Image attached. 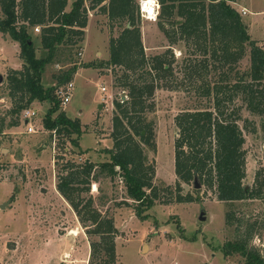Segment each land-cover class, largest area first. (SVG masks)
<instances>
[{
    "label": "rangeland",
    "instance_id": "1",
    "mask_svg": "<svg viewBox=\"0 0 264 264\" xmlns=\"http://www.w3.org/2000/svg\"><path fill=\"white\" fill-rule=\"evenodd\" d=\"M239 1L246 5L249 2ZM86 4L90 6L88 1ZM231 4L247 25L252 19H258L250 35L258 42L264 41V13L259 16L253 13L257 8L264 10V0L249 4V12L245 15L239 3ZM0 16H3L1 3ZM158 21L139 19L148 58L164 55L172 61L173 69L172 74L167 73L166 79L161 80L162 85L154 96L148 99L145 112L147 122L151 124L153 146L142 144L149 163L155 168L154 184L161 190L160 197L144 212L146 219H141L136 213L134 200L128 196L123 178L120 175L112 178L107 172L101 173L92 182L89 192L82 195L86 199L92 196L93 207L115 221L116 258L113 264H246L245 258L236 251L226 255L225 245L245 240L249 226L255 224L248 247L264 255V196L222 201L216 192L207 190L204 185L195 188L192 181L183 183L182 194L190 193L197 200L182 203L175 200L178 181L175 142L180 135L176 116L187 110L214 109L213 98L202 95L201 89L204 82L214 85L228 69H215L218 63L211 54L203 55L183 40L171 44ZM124 24L115 22L112 27L100 7L91 9L86 56L80 54L85 48V31L84 39L77 44L59 45L55 61L45 68L43 84L58 86V93L66 84L59 85L56 76L74 64L78 69L82 67L76 77V72L73 74L74 87L69 102L64 104L61 100V109L69 117L81 121L84 133L78 139L79 146L72 144L68 135L59 136L45 128L43 120L49 102H36L29 107L37 111L35 120H32L35 132H29L23 122L25 109L19 114L20 124L9 125L14 116L8 75L12 68H23L24 60L20 45L15 50L7 34L0 32V48L4 46L2 51L0 49V127L5 125L0 133V264H108L100 259L103 255L90 262L91 240L99 239V236L88 234L91 222L85 224L80 220L74 207L58 190V182L67 160L77 163L91 161L100 165L111 158L107 150L114 147L115 101L128 100L129 89L122 84L127 70L105 62L111 54L110 39L121 33ZM39 27L40 31L33 28L31 32L37 56L42 57L47 50L39 41L42 26ZM205 59L209 60L207 69L199 63ZM88 63L94 66L87 67ZM250 66L248 47L235 71L229 75L239 81ZM193 68L200 71L192 73ZM101 85H105L107 91H102ZM243 98V94H239L230 110L234 107L240 114L239 124L246 138L243 185L252 189L256 186L258 173L264 182V112L251 111ZM73 137L77 138V134ZM136 138L140 140L139 136ZM165 188L172 189L173 199ZM202 211H205L206 220L200 219Z\"/></svg>",
    "mask_w": 264,
    "mask_h": 264
},
{
    "label": "trees",
    "instance_id": "2",
    "mask_svg": "<svg viewBox=\"0 0 264 264\" xmlns=\"http://www.w3.org/2000/svg\"><path fill=\"white\" fill-rule=\"evenodd\" d=\"M106 1L74 0L72 8L67 10L68 0H0L3 10L0 32L19 43L24 60L23 68H12L8 75L9 96L13 101L11 112L14 116L9 125H19V114L35 101L49 102L50 107L43 120L45 128L59 136L68 135L71 143L79 146L78 139L84 133L81 121L69 117L61 109L62 99L56 93L58 86L46 87L43 84L45 68L55 61L59 45H74L84 39L90 9L100 7L107 14L112 27L115 22H125L121 33L111 37V54L105 62L127 70L122 84L129 89L128 100L115 101L114 147L107 150L111 158L100 165L91 161L77 163L67 160L58 182V190L74 207L80 220L85 224L91 222L88 234L91 237L99 236V239L91 240L90 262L92 258L103 255L101 260L113 264L116 258L115 221L93 207L92 196L86 199L82 194L89 192L92 182L101 173L107 172L112 178L120 175L129 198L134 200L137 215L146 219L144 212L155 205L161 190L154 184L155 168L149 163L142 144L153 146L151 124L147 122L145 112L149 106L148 99L154 96L156 89L162 85L161 80L172 74L173 69L172 61L164 55L148 58L139 24L141 14L138 0ZM159 1L158 24L171 44L183 40L185 44L194 46L195 51L203 55L211 54L218 63L215 69H228L214 85L204 82L201 89L202 95L213 98L214 109L187 110L176 116L180 135L175 142V170L178 176L175 200L181 203L197 200L190 193L182 194L183 183L194 182L195 178L207 190L216 192L222 201L262 198L264 182L260 173L256 176L255 187L250 189L243 185L246 177V138L239 124L241 118L238 109H230L236 97L243 94L251 111L264 112V48L252 39L242 15L232 6L231 3L236 0ZM36 26H42L40 41L42 48L47 50L42 57L37 56L36 42L31 32ZM248 47L251 68L239 77V81H234L229 74L235 71L236 64L247 53ZM199 63L204 69L209 66L208 59ZM86 66L94 64L88 63ZM77 69L78 66L74 64L72 68L62 71L56 76L57 83L71 82ZM199 71L193 68L192 73ZM4 129L5 125H2L0 133ZM74 134H77V138L73 137ZM97 169L100 170L96 172ZM165 190L170 191V196L173 194L172 189ZM227 219H231L229 214ZM254 225L249 226L245 240L225 245L226 255L236 251L245 258L246 264H264V255L248 247Z\"/></svg>",
    "mask_w": 264,
    "mask_h": 264
},
{
    "label": "built area",
    "instance_id": "3",
    "mask_svg": "<svg viewBox=\"0 0 264 264\" xmlns=\"http://www.w3.org/2000/svg\"><path fill=\"white\" fill-rule=\"evenodd\" d=\"M139 10L141 17L150 21L159 20L160 15V1L159 0H139ZM246 13V9H243V14ZM35 30L40 31V27L36 26ZM82 54V52L80 53ZM74 87V83L71 81L64 88L58 91L59 95L62 97V102L67 104L70 100L71 92ZM102 91H107V87L105 85H101ZM37 116V111L32 108H26L23 112V122L27 126L29 132H35V125L32 123V120H35Z\"/></svg>",
    "mask_w": 264,
    "mask_h": 264
},
{
    "label": "crops",
    "instance_id": "4",
    "mask_svg": "<svg viewBox=\"0 0 264 264\" xmlns=\"http://www.w3.org/2000/svg\"><path fill=\"white\" fill-rule=\"evenodd\" d=\"M239 0H236V1H234V2H236V3H239L240 4V9L241 10H243L244 8L246 9V13L245 14H247L248 12H249V7H248V5L249 4H251V5H254V3L256 2V0H249V2H248V5H246V3H243V4H241L240 2H242V1H239ZM71 2V1H70ZM69 2V0H68V6H67V10H70L71 8H72V6H73V1L70 3ZM91 10V9H90ZM90 10H89V12H90ZM253 13H254V15L255 16H259V15H261L262 13H264V10H262V9H260V8H257V9H255V11H253ZM244 14V15H245ZM257 21H258V19L256 18V19H252L250 22H249V24L247 25L248 27H249V31H250V34L252 35V29L254 28V27H256V25H257ZM89 28H90V25L86 28V33H87V36H86V40H85V48H84V51H82V56L83 57H85L86 56V54H85V52H86V49H87V45H89V44H87V38H88V31H89ZM258 36V35H257ZM7 39H8V41H12L13 42V46H14V48H15V50H18V42H16V41H14L8 34H7ZM257 39H259V40H261L260 39V37H258ZM40 41V40H39ZM41 42V41H40ZM259 43H263V44H259V45H264V41H260ZM2 49H4V46L3 47H1ZM0 48V49H1ZM2 49H1V51H2ZM4 51V50H3ZM80 71H82V67H80L77 71H76V75H75V77L77 76V74L80 72ZM38 103L39 101H35L34 103ZM33 103V104H34ZM40 104H43L42 102H40ZM33 109V108H32ZM35 110V109H34ZM70 117H72V116H70ZM24 124H25V122H24Z\"/></svg>",
    "mask_w": 264,
    "mask_h": 264
},
{
    "label": "water",
    "instance_id": "5",
    "mask_svg": "<svg viewBox=\"0 0 264 264\" xmlns=\"http://www.w3.org/2000/svg\"><path fill=\"white\" fill-rule=\"evenodd\" d=\"M1 80H2V77H1ZM194 186H195V188L202 187V184L199 182L198 178H195ZM200 219L201 220H206L205 211H202V213L200 215Z\"/></svg>",
    "mask_w": 264,
    "mask_h": 264
}]
</instances>
